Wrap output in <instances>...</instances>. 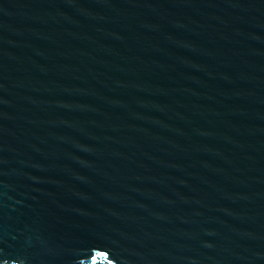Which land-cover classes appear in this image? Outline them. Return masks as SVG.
Listing matches in <instances>:
<instances>
[{"label": "water", "instance_id": "obj_1", "mask_svg": "<svg viewBox=\"0 0 264 264\" xmlns=\"http://www.w3.org/2000/svg\"><path fill=\"white\" fill-rule=\"evenodd\" d=\"M0 264H264V0H0Z\"/></svg>", "mask_w": 264, "mask_h": 264}]
</instances>
